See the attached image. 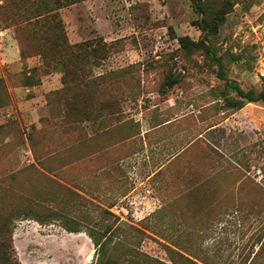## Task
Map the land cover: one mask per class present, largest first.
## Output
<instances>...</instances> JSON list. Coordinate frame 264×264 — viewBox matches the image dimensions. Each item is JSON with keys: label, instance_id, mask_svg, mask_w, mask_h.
<instances>
[{"label": "rangeland", "instance_id": "374dc122", "mask_svg": "<svg viewBox=\"0 0 264 264\" xmlns=\"http://www.w3.org/2000/svg\"><path fill=\"white\" fill-rule=\"evenodd\" d=\"M15 1L0 0V203H26L43 222H14L12 261L94 264L88 234L109 228L122 264H189L168 249L194 264H264V103L227 108L218 66L184 55L178 39L203 36L197 0L61 9L70 44L108 49L90 66L91 118L67 125L58 90L42 88L62 66L21 57ZM209 41L226 79L264 93V0H237Z\"/></svg>", "mask_w": 264, "mask_h": 264}, {"label": "trees", "instance_id": "16d2710c", "mask_svg": "<svg viewBox=\"0 0 264 264\" xmlns=\"http://www.w3.org/2000/svg\"><path fill=\"white\" fill-rule=\"evenodd\" d=\"M82 1L84 0H17L13 9L9 10V13L13 12L12 16L9 15V19L20 46L21 57L37 56L45 64L57 61L62 66V88L53 95L63 102V121L66 125L70 120L77 123L91 118L93 109L89 108L88 103L94 100V95L88 88L91 81L90 66H98L108 56L107 45L101 38L81 44H70L67 40L60 10ZM236 2L237 0H197L193 8L201 15L200 21L196 24L203 36L198 41H193L187 36L178 39L185 56L195 53L203 54L206 61L218 66L217 76L225 84L223 100L227 108L232 110L241 109L244 100L264 103V93L254 99L248 94H243L236 83L225 78L223 71L225 54L217 56L214 46L209 43V39L218 34L219 27ZM231 58L235 57L231 55ZM38 82V80L34 81V76L31 75L27 77L25 85L31 86ZM231 94H238L239 97L230 98ZM6 103L7 94L3 81L0 79V108ZM32 168L36 174L41 175L37 169ZM33 210L35 209L26 203H8V201L1 200L0 264H15L11 257L13 251L11 238L13 224L16 220L23 218L43 222V219L34 215ZM66 230L73 233L79 232L71 227H67ZM109 232L108 228L102 233L88 234L95 247L94 264H122V252L118 246L120 243L110 247L111 238L106 235ZM168 250L178 260L194 264L181 253L172 249ZM135 255L139 254L135 252L130 256ZM173 263L181 264L175 259Z\"/></svg>", "mask_w": 264, "mask_h": 264}, {"label": "crops", "instance_id": "0c3cea01", "mask_svg": "<svg viewBox=\"0 0 264 264\" xmlns=\"http://www.w3.org/2000/svg\"><path fill=\"white\" fill-rule=\"evenodd\" d=\"M61 77H62V69H56V71L53 72V74L50 76V79H46L45 81H42V88L46 89V92L53 91V90H59L61 88ZM253 103V102H249ZM47 108H49L47 106Z\"/></svg>", "mask_w": 264, "mask_h": 264}]
</instances>
